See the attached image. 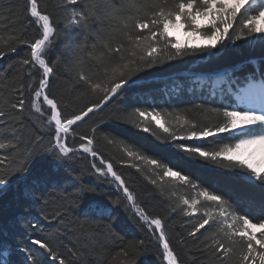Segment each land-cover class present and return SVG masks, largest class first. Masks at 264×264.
Listing matches in <instances>:
<instances>
[{
  "label": "snow or ice",
  "instance_id": "obj_1",
  "mask_svg": "<svg viewBox=\"0 0 264 264\" xmlns=\"http://www.w3.org/2000/svg\"><path fill=\"white\" fill-rule=\"evenodd\" d=\"M57 8L62 14L59 18L41 8L40 0H27L23 23L37 26V34L26 39L17 31L16 42L26 45L28 54L16 62L18 83L13 85L11 98L0 107V129L14 122L23 125L21 116L32 115L26 105L34 107L48 125L54 123V129L47 147H43V137L27 142L15 133L5 137L8 143H0V150H4L0 151V170L4 172L0 185L11 175L27 173L40 157L50 155L65 162L76 159L78 152L87 154L93 158L91 168L95 173L104 182L117 184L127 205L139 218L138 223L162 244L163 258L169 264H183L170 247L163 219L150 217L111 162L105 163L102 158L99 164L94 162L100 156L95 138L101 132L105 133V139L112 135L102 127L106 123L132 124L157 139L159 129L187 159L226 167L230 174H239L248 183L264 189V67L256 59L225 72L227 88L220 91L219 101L213 99L215 92L185 101L181 95L171 97L162 87L151 90L160 93L159 99L153 95L152 103L113 107L129 89L155 83L160 74L153 73V69H162L188 56L199 55L211 61L244 46L264 45V0H57ZM94 23L100 27L93 32ZM72 29L85 33L84 39L78 43L67 41L65 52L53 60L52 52L62 31ZM241 41L245 44H240ZM15 51L16 43H8L0 48V60ZM260 60L264 61V56ZM86 63L89 71L84 70ZM249 65L253 67L249 69ZM62 69L75 75L80 85L78 91L96 97L79 111L69 112V105L52 92ZM140 73L148 76L134 80ZM182 88L183 84H177L172 92L180 93ZM33 96L34 100L30 98ZM181 107L207 108L216 123L200 125L181 120L178 124L186 131H177L161 113L167 111L171 115ZM102 111L107 113L106 119L96 121L90 134L76 132L81 123H87L92 115ZM77 135L82 141L79 147L75 144ZM204 142L222 146L209 150ZM127 156L154 166L145 178L161 195L165 178H169L171 188H175L176 182L199 188L196 198L182 200L179 211L186 217H196L188 236L194 238L193 243H198L210 260L228 264L234 252L242 250L239 264H264V201H233L227 193L203 184L198 186L188 173L179 168L174 170L162 158H149L134 151H127ZM129 166L142 171L138 164ZM108 176L112 179L108 180ZM85 190L94 191L81 188L80 192ZM115 203L121 205L120 200ZM241 203H245L243 208ZM198 205L204 209L199 214ZM94 211L100 216L111 215V209L102 206H94ZM169 211L175 213L176 206ZM28 228L34 230L31 221ZM106 231L115 236L110 227ZM28 240L31 247L18 249L25 252L24 264H69L44 236L29 235Z\"/></svg>",
  "mask_w": 264,
  "mask_h": 264
},
{
  "label": "trees",
  "instance_id": "obj_2",
  "mask_svg": "<svg viewBox=\"0 0 264 264\" xmlns=\"http://www.w3.org/2000/svg\"><path fill=\"white\" fill-rule=\"evenodd\" d=\"M26 3L27 0H0V48L6 47L8 43H16V51L9 52L0 60V107L11 98L13 85L18 83L15 77L16 62L28 54L26 45L16 42L17 31L22 32L26 39H31L37 34V26L23 23L26 19ZM40 6L58 18L62 15L57 8V0H40ZM99 27L98 23H94L91 25V31L94 32ZM61 28H64L63 23ZM85 35L79 29L62 31L52 52L53 60L65 52L67 41L78 43ZM239 43L245 44L243 41ZM262 56L264 45L259 44L255 47L244 46L226 57L211 61L202 59L199 55L188 56L183 60L174 61L171 65H164L162 69H153V73L160 74L155 83L129 89L113 107L152 103L153 95L159 99L160 93H153L151 90L162 87L171 97L181 95L185 97V101L201 94L210 96L213 92L216 93L213 99L219 101L220 91L227 88L225 72L252 59H256L260 66L264 67V61L260 60ZM251 67L253 66L249 65V69ZM84 70L89 71L87 63ZM168 73L173 75L170 77ZM218 74H224L221 76L224 79H216ZM146 76L148 73H140L133 79ZM177 84H183L180 93L172 92ZM79 87L75 75L62 69L52 92L61 98L64 104L69 105V112L79 111L85 103L96 98L94 95L78 91ZM189 88L192 89L191 92L188 91ZM30 98L34 100V96ZM43 107L47 116V106ZM26 108L32 115L29 117L26 113L21 116L23 125L14 122V125L0 129V143L7 144L5 137L15 133L25 142L43 137V147H47L54 123L48 125L44 118L35 113L34 107L26 105ZM161 114L170 126L181 132L186 131L178 124L181 120H190L200 125L216 123L214 114L207 108L189 107L185 110L181 107L171 115L167 111ZM106 117L107 113L103 111L92 115L87 123H81L76 128V132L90 134L94 123ZM102 127L112 135L105 139L104 132L97 134L95 148L100 156L94 162L99 164L101 158L105 163L111 162L114 171L125 179L127 186L137 196L138 203L150 217L163 219L170 247L183 264H219L210 260L200 245L193 243L194 238L188 236V229L196 223V217H186L179 211L183 207L182 200L196 198L199 188L181 186L178 182L175 188H171L168 185L169 178H165V190L161 195L145 178L151 174L154 166L148 165L146 161L128 157L127 151H134L149 158H162L163 162L173 166L174 170L179 168L188 173L198 186L203 184L209 189L215 188L227 193L233 201L259 203L264 201V189L248 183L239 174H230L226 167L187 159L159 129H156L160 136V139H157L156 135L144 133L132 124L106 123ZM108 140L112 143H108ZM81 143L77 135L76 146L79 147ZM204 143L209 150L222 146L213 142ZM92 162L93 158L79 152L76 159L65 162L50 155L43 156L33 162L27 173L11 175L0 185V261L4 264H24L25 252L18 249L21 246L31 247L28 240L31 235L33 238L44 236L48 239L53 247L65 256L69 264H169L168 260L163 258L162 244H158L156 236L138 223L139 218L127 205L122 190L115 183L104 182V178L99 177L91 168ZM131 164H138L142 171L137 172L129 166ZM3 175V170H0V176ZM107 179L112 178L108 176ZM81 188L94 191L85 190L81 193ZM117 200L121 201V205L115 203ZM200 200L203 204L202 197ZM94 206L111 209V215H97ZM172 206L177 208L175 213L169 211ZM244 206L245 203L240 204L241 208ZM203 210L198 205V214ZM29 221L32 222L34 230L28 228ZM109 227L115 236L107 233ZM140 241L144 243L141 245ZM133 243L135 247L130 246ZM241 251H235L228 264H239ZM5 252L10 254L5 256Z\"/></svg>",
  "mask_w": 264,
  "mask_h": 264
},
{
  "label": "rangeland",
  "instance_id": "obj_3",
  "mask_svg": "<svg viewBox=\"0 0 264 264\" xmlns=\"http://www.w3.org/2000/svg\"><path fill=\"white\" fill-rule=\"evenodd\" d=\"M222 75H224V74H218V75L215 76V78L223 80L224 78H221ZM207 77H209V76H207ZM207 77H205V80L207 79Z\"/></svg>",
  "mask_w": 264,
  "mask_h": 264
}]
</instances>
